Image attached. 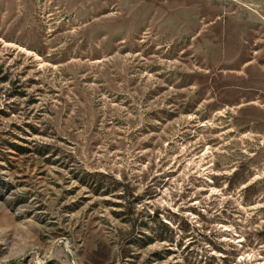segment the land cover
Masks as SVG:
<instances>
[{
  "label": "rangeland",
  "instance_id": "374dc122",
  "mask_svg": "<svg viewBox=\"0 0 264 264\" xmlns=\"http://www.w3.org/2000/svg\"><path fill=\"white\" fill-rule=\"evenodd\" d=\"M0 264H264V0H0Z\"/></svg>",
  "mask_w": 264,
  "mask_h": 264
}]
</instances>
